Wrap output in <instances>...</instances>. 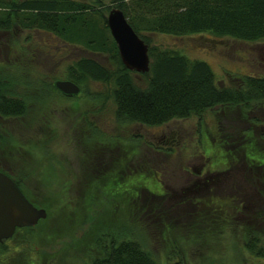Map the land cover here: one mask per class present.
Here are the masks:
<instances>
[{
  "label": "rangeland",
  "instance_id": "374dc122",
  "mask_svg": "<svg viewBox=\"0 0 264 264\" xmlns=\"http://www.w3.org/2000/svg\"><path fill=\"white\" fill-rule=\"evenodd\" d=\"M73 1L96 8L97 16H105L114 6L113 0ZM84 16L95 20V10ZM147 35L152 44L205 61L218 85L233 86L243 75L264 76V38L244 42L215 38L208 33L179 37ZM88 49L43 29L17 27L0 32V72L16 82L14 93L27 100L24 116L0 120V129H4L0 134L15 140L11 145L13 154L7 156L14 164L24 160V167L34 169L35 160L40 162L39 175L24 178L21 186L35 203L45 207L47 218L45 226L38 223L33 233L19 230L2 242L6 253H10L6 264L24 263L27 253L33 254L29 264L35 261L36 264H83L88 258L85 242L90 244L95 238L97 253L102 244L110 238L121 237L123 232L128 237H136L159 264L177 258L183 264H264V256L254 255L245 248L246 237L241 229L245 212L259 216L256 201L264 192V177L250 170L241 158H234L238 151L234 143L252 141L258 148L264 146V136L257 127V123H264V103H253L246 110L242 105L217 106L200 115L154 126L119 122L114 115L112 91L115 77L122 72L121 63L109 56L112 51H108L113 50L110 42L100 51ZM83 57L97 61L109 71V77L102 82L86 80L84 85L80 84L83 93L78 98L66 99L56 93L52 81L66 79V67ZM131 77L140 79L134 73ZM81 96H86L87 101ZM76 112H84L86 127L91 124L92 137L100 139L101 147L109 142L113 146L114 138L131 133L132 175L127 184L132 186V194L128 201L122 195L111 197L108 193H99L95 194V208H85L80 193L84 183H75L74 177H66L56 169L61 156L72 153L65 144L70 136L69 123ZM242 130L246 133L242 134ZM161 131L167 140L157 143V148L153 146L160 151L156 153L146 144H156L154 136ZM167 135L174 140L168 141ZM223 139L232 145L225 147ZM228 149L233 154L228 156ZM252 156L258 158L260 153L253 152ZM47 160L55 162L54 168L51 167L55 171L50 175L43 172ZM203 161L205 170L224 172L225 179L208 189L171 198L172 191L188 184L182 181L184 177L187 181L192 179L181 175L180 170H191ZM47 169L50 170L48 165ZM153 171L161 181L163 195L159 198L143 189L152 188ZM178 180L182 182L175 184ZM247 186L253 192L256 190L257 196ZM242 197L251 207L241 208ZM252 222L257 223H251L255 232L264 236V214ZM17 243L20 245L12 251Z\"/></svg>",
  "mask_w": 264,
  "mask_h": 264
},
{
  "label": "trees",
  "instance_id": "16d2710c",
  "mask_svg": "<svg viewBox=\"0 0 264 264\" xmlns=\"http://www.w3.org/2000/svg\"><path fill=\"white\" fill-rule=\"evenodd\" d=\"M113 3V7L123 13L132 30L147 44L149 56L146 72L130 71L121 64L122 72L115 77L112 95L114 115L119 122L154 126L169 120L200 115L204 110L217 106L231 108L242 105L246 110L251 104L264 101V76L243 75L236 79L233 86L218 85L205 61L189 58L173 48L152 44L147 35L157 33L179 37L208 33L215 38L257 41L264 38V0H113ZM92 10H95V20L84 16ZM97 14L96 8L92 9L85 3L73 0H0V32L17 27L43 29L69 43H80L95 51L102 50L110 42L113 50L108 51H112L109 56L119 62L105 16ZM131 73L139 76V81L134 80ZM64 74L66 79L77 84L80 89V84L84 85L86 80L102 82L109 77L107 69L86 57L70 63ZM15 84L13 79L0 72V117H22L27 113V100L14 93ZM241 132L246 133L245 130ZM0 139L2 147L6 146L4 144L8 138L0 134ZM251 142L234 143L238 146L234 158H241L250 170L264 177V146L258 148ZM222 145L229 147L232 144L223 139ZM253 152L260 153V156L255 158ZM229 153H232L230 149L228 156L231 155ZM13 179L21 185L19 177ZM139 188L142 189L141 186ZM24 194L34 205L39 206L27 193ZM259 195L256 201V205L259 203L256 206L259 216L242 213L241 229L246 237L244 246L247 251L264 256V236L255 232L254 225L257 223L252 222L264 214V192ZM239 201L242 209L251 207L244 197ZM45 222L47 218L38 223H43L44 227ZM35 227H24L22 230L33 233ZM91 241L90 244L85 242L88 258L83 264H159L136 237H128L124 232L121 237L110 238L102 244L97 253L95 238ZM4 249L5 244L0 243V264H6L10 254ZM31 255L27 253L22 264L31 263ZM180 260L177 258L166 264H183Z\"/></svg>",
  "mask_w": 264,
  "mask_h": 264
},
{
  "label": "flooded vegetation",
  "instance_id": "af4514ba",
  "mask_svg": "<svg viewBox=\"0 0 264 264\" xmlns=\"http://www.w3.org/2000/svg\"><path fill=\"white\" fill-rule=\"evenodd\" d=\"M89 51L95 52L92 49H90ZM57 92L60 93V95H62V97L66 99L78 98L80 94L83 93L81 89H79L76 95H71V96H66L62 94L60 91L56 90V93ZM81 97L83 101H87L86 96H81ZM261 103H264V101ZM6 118H17V117H6ZM1 119H5V118L0 117V120ZM255 121H257V119H255ZM251 123L255 124L254 121H252ZM124 124L127 123L125 122ZM69 125H70V136L66 139L65 145L69 146L68 151L72 153L66 154L65 156H61L60 165H55V166L56 169L59 168L60 173L65 175L66 177L68 175L74 177L76 179L75 183H84V187L82 188L80 193H82V200L86 205L85 208H87L88 206L89 207L93 206V208H95V194H99V193H103V194L108 193L112 195L111 197L113 196L121 197L122 195V197H124L125 200L128 201L129 196L132 194V186L127 184L128 178L132 175L131 174L132 150L130 145L131 133L127 135L125 133L123 137L114 138L115 143L113 146H110L109 145L110 142H109V143H103L105 145L101 147L100 139H95L94 137H92V132L90 131L91 124L90 126L86 127L84 112H76V115L72 118ZM257 127L260 131H262L261 135L264 136V123H257ZM154 137L156 138V142H155L156 144L148 145L147 143L146 145L153 152L158 153L160 151L158 149L154 150L153 146L155 147L158 146L157 143L164 142V140H167V137L163 131H161ZM173 140L174 139H170L168 141L172 142ZM2 143L3 142L0 139V172H2L7 177H9L17 185L21 193L25 196L22 186L20 185L21 186L20 187L14 181L13 178L19 177L20 183H22V180L24 178H28L35 175L38 176L40 173L39 172L37 174L38 170L40 169V162H37L35 160V166H33L34 169H27V167H24L23 166L24 160L23 161L21 160L22 162L18 160L14 164V161L11 160V157H7V156L9 154H13L12 151H14V149L11 148V145L15 144V140L8 138L4 144V145L7 144L8 145L3 147H2L3 145ZM32 158L35 159V157ZM46 162H47L45 163L46 169H44L43 167V172L46 171V173L50 175L51 172L55 171V169H53L54 171L51 170V167L54 168L53 164L55 162L53 160L51 161L47 160ZM47 165L50 170L47 169ZM203 165L205 166L204 161L201 162L198 165V167L192 166L191 170L190 169L180 170L181 175H185L187 179L189 178L192 179L191 181H187L185 180L184 177L182 181L184 183L188 182V184H184L180 186L178 188L179 191H172V193H170V197L173 198L175 196H185L190 193L205 190L208 189L211 184H216L221 180L225 179V176H223L225 175L223 174L224 172L223 173L211 172L207 169L205 170ZM13 171L17 173V176L13 173ZM152 174H153L152 188L150 186L147 188L143 187V189L146 190V192L151 193V195L155 196L156 198H159L163 195L161 181L157 177H155V171H153ZM179 180L175 184H179L180 182H182V181L179 182ZM246 188L251 189V193L257 196L256 190L253 192L254 189H252L250 186H247ZM25 198L27 197L25 196ZM27 200L29 199L27 198ZM82 221L85 222L84 219ZM8 240L9 239H6L2 242H6Z\"/></svg>",
  "mask_w": 264,
  "mask_h": 264
},
{
  "label": "water",
  "instance_id": "95a60500",
  "mask_svg": "<svg viewBox=\"0 0 264 264\" xmlns=\"http://www.w3.org/2000/svg\"><path fill=\"white\" fill-rule=\"evenodd\" d=\"M105 23L121 64L130 71L146 72L149 68L147 44L132 30L123 13L111 7ZM52 86L66 96L79 91L77 84L66 79H55ZM45 217V209L28 201L17 185L0 172V241L12 236L16 228L34 227Z\"/></svg>",
  "mask_w": 264,
  "mask_h": 264
}]
</instances>
